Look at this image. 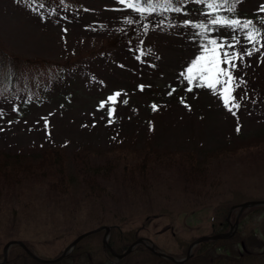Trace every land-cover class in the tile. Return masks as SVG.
<instances>
[{
	"label": "rangeland",
	"instance_id": "rangeland-1",
	"mask_svg": "<svg viewBox=\"0 0 264 264\" xmlns=\"http://www.w3.org/2000/svg\"><path fill=\"white\" fill-rule=\"evenodd\" d=\"M213 3L217 6L209 7ZM128 4V0H74L71 6L60 0H0V48L13 62L0 72L7 81L16 71L14 86L6 82L0 94V152L12 158L20 154L19 160H26V155L40 160V149L60 148L72 181L66 193L49 190L42 179L24 182L21 196L12 199L15 207L4 203L1 222L10 223L18 209L11 230L22 232L15 237H22L42 259L58 258L79 235L102 225L109 227L113 247L122 246L125 235L134 231L159 251L181 259L192 241L228 233L237 221L231 237L205 241L208 245L201 251L199 244L193 249L196 260L200 255L198 264H264V205L241 213L231 209L248 200H264V150L252 151L264 146V35H257L255 51L243 29L211 23L217 17L251 21L264 33V0H236L232 8L214 0L145 8ZM213 39L234 45L238 56L245 49L253 51L235 61L227 87L240 107L232 111L223 102L222 85L209 88L207 76L188 79L187 68ZM23 58L48 67L21 69ZM83 148L96 151L91 158L95 166L105 162L97 152L111 148L129 156L148 149L178 157L190 151L202 167L210 155L230 151L232 158L221 157V166L207 173L209 180L190 187L173 163L153 164L147 193L141 185L120 187L111 173L102 184L104 203L99 208L93 201L98 190L84 188L74 173L73 156ZM22 202L24 209L17 207ZM155 203L159 208H153ZM69 208L77 212L69 215ZM108 218H114L113 224ZM104 235L105 231L94 233L78 245L95 260H104ZM136 248L119 260L146 264L147 253ZM20 256L25 257L14 245L8 262Z\"/></svg>",
	"mask_w": 264,
	"mask_h": 264
},
{
	"label": "trees",
	"instance_id": "trees-1",
	"mask_svg": "<svg viewBox=\"0 0 264 264\" xmlns=\"http://www.w3.org/2000/svg\"><path fill=\"white\" fill-rule=\"evenodd\" d=\"M182 1L185 0H147V2H145V0H128V3L132 2L134 6H137L138 8H145L150 5H154V3H160L162 5L171 4L174 6H178L179 3H181ZM214 1L226 5L228 8H232L233 3L236 0ZM60 2L71 6L72 3H74V0H60ZM10 59L11 57L0 48V70L2 66L7 63L13 66V62ZM43 62L48 63L47 61ZM42 64L43 63H41L40 60H29L23 58L19 67L21 69H27L28 65H30L31 67H36L35 69L48 67L47 65L41 66ZM14 75H16V71L10 72V79L6 81L4 73L0 72V94H3L4 90L2 88L4 87L3 85L6 82L9 83L11 88L14 86V82L16 80V76ZM253 149L254 150L252 151L255 152L261 151L264 150V146L258 145L255 146V148ZM143 151L144 152L136 153L134 156H129L127 153L121 152L113 148L105 150L103 152H97L101 155L105 162L101 160L103 164L95 166L92 164L91 158L96 151H90L89 148H83L80 152L75 153L73 156V161L76 169L74 173L77 175V178L82 181V185L84 186V188H86L87 190H98L95 194L93 201L95 204L98 205L99 208H102L101 204L104 203V197L102 196L104 194V188H102V184L105 183V179L108 180L109 174L110 176H112L111 173H113V180H115L116 184L120 187L133 188L134 186L141 185L144 193H147L148 178L150 175V171L153 170L151 167L153 164L173 163V166L175 168L174 170L179 174L181 181H185L187 186H199L201 183H204L205 180L207 181L209 180V178H211L210 174H207L209 170L213 172L216 168L221 166L218 163L219 161H221L219 160L221 159V157H225L227 158V160H230L232 158H229L228 156L232 155L230 151H226L225 154L217 153L215 157H212V155H210V157H208V159L206 160V163H208V165L202 167V163L199 162L200 160H198V158H196L194 152L185 151L184 154L178 157L173 154L157 152L153 149ZM37 153V158H41L40 160L34 159L31 155H26V160H19L20 158H22L20 154H16L14 155V158H12L11 156H9V153L0 152V213L3 210L4 203L8 201L9 203H12V205H14L12 199L21 196L22 192L20 186L24 182L27 183L32 180L42 179L46 181L49 190L58 193H66L68 191L69 183L72 181L71 176L66 168L65 155L63 154V151L60 148L50 147L40 149L39 151H37ZM254 163L256 164L257 161H254ZM46 170H48V172ZM262 181L264 182V179H262ZM83 186L82 193H85V189L83 188ZM235 194L237 193L235 192ZM17 207H21V209H24L25 205L22 202L18 204ZM153 208H159V204L155 203ZM149 210L155 211L152 208H149ZM18 211L19 210L16 209L15 214H13L10 219V223L1 222L0 220V245L1 243H4L5 239L9 241L12 239L20 240V238H22L19 236L15 237L16 235H18L19 233L21 234L22 232L18 231L17 233L11 230L15 229V223L12 222H15L16 218H19ZM76 212V208L68 209L69 215H74ZM110 220L113 224L114 218H108L107 221ZM112 229H114L113 226ZM2 233L8 235V237L2 238ZM137 238H139V236L134 234V231H130L129 235H125V237L123 238L124 244L122 246L116 248L115 246L113 247L112 243L110 242V239L108 242L114 250H118L119 253H122ZM205 245L206 243L199 244L198 249H200L201 251V249ZM18 247L23 251L25 257L20 256L19 258H16V260H11L6 264H62L63 262H69V264H124V259L119 260L115 258L105 246H103V250L105 252L104 260H95L92 256L89 255L90 252H87L85 248H83L82 246L80 247V244H77V246H75L72 252L67 254V256L62 261L56 263L37 262L36 260H33L21 246ZM138 247H143V249L147 253L146 264H175L170 260L156 256L143 245ZM215 248L217 247L212 248L211 251L215 250ZM156 249H158V247H156ZM204 250H206V247ZM204 250H202L203 252H201V254L205 256ZM170 255L175 257L172 254ZM202 255L201 260L203 259ZM196 257L197 254L194 257V254L192 253L190 260L183 264H193V262H196V264H198L200 262V255L198 256L197 260ZM217 258L221 260L227 259L225 256H218ZM205 260H207V258ZM224 262H226V260ZM218 263L224 264L221 261H219ZM248 264H250V262Z\"/></svg>",
	"mask_w": 264,
	"mask_h": 264
},
{
	"label": "snow or ice",
	"instance_id": "snow-or-ice-1",
	"mask_svg": "<svg viewBox=\"0 0 264 264\" xmlns=\"http://www.w3.org/2000/svg\"><path fill=\"white\" fill-rule=\"evenodd\" d=\"M147 2V0H145ZM134 4L132 2H129L128 7L132 8ZM217 6L213 4H209V7ZM142 10V9H141ZM211 23L213 25H223V26H238L239 28L243 29L246 34V39L254 45V50L259 51V48H255V45L257 43V35H264V33H260V30L255 28L253 26V23L251 21H246L241 23L238 20H232V19H224L221 20L220 18H213L211 20ZM236 28L233 27V31H235ZM235 39V37H233ZM209 45L213 46L210 47ZM264 47V45H261ZM218 48H233L232 52L223 51L218 52ZM235 46L231 43L227 45L219 44L217 40L213 39L208 42V44L203 46V52L201 55L197 56L192 62L191 66L187 68V72L190 74L188 79L189 81L193 79H203L205 76L208 77L207 80V86L209 88L214 87L215 85L219 84L224 87V104L226 107H228L229 111H232V108H239L240 104L236 103V97L230 96V91L227 87V85L231 82V78L233 76V73L235 72V69L237 67L235 61L240 58V56L246 54L249 57L253 55L252 50L245 49L244 53L238 54L234 50ZM221 64L227 65V68L221 67ZM198 73V75H191L194 73ZM221 76H227V80H221L219 77ZM141 90H143V85L139 86ZM191 90V89H189ZM171 94V93H170ZM120 93H117L116 96H119ZM110 100H115V97H109ZM242 99V98H241ZM230 100L232 101L231 107H229ZM183 102V101H182ZM126 103V101H124ZM103 107V104L101 105ZM153 109H156V105L152 106ZM111 115V112H110ZM233 115L235 113L233 112Z\"/></svg>",
	"mask_w": 264,
	"mask_h": 264
},
{
	"label": "water",
	"instance_id": "water-1",
	"mask_svg": "<svg viewBox=\"0 0 264 264\" xmlns=\"http://www.w3.org/2000/svg\"><path fill=\"white\" fill-rule=\"evenodd\" d=\"M256 205H264V200H250L247 202H243L242 204L238 205V206H234L232 209L234 208H239L240 209V213L242 212V210H244L245 208H248L250 206H256ZM229 220V219H228ZM237 221L235 222L234 226H231V230L228 233H222V234H215V235H211V236H203L198 238L197 240L193 241L187 250V255L185 258L183 259H175L174 257L164 253V252H160L157 251L154 247V245L145 238H139L136 241H134L133 243H131V245L127 248V250L123 253H118L116 251H114L112 249V247L108 244V234H109V227L108 226H100L96 229L90 230L88 232H84L83 234L79 235L75 240H73V242H71L63 251V253L61 254V256H59L56 259H42L40 257H38L37 255H35L30 249H28V247L26 246V244L20 240H10L8 241L4 248H3V261H0V264H5L8 261V251L10 249V247L14 244H18L20 246H22V248L28 253L29 256H31L33 259H35L38 262L41 263H55L58 262L60 260H62L70 251L73 250V248L85 237L92 235L94 233H98L101 231H105V235L103 237V243L104 245L110 250L111 254L120 259L122 257L127 256L138 244H144L146 246V248H148L151 252H153L156 256L158 257H163L165 259L171 260L176 264H182L185 261H187L190 258L191 255V251L192 249L198 245L201 242L204 241H209V240H217V239H226L232 236L233 234V230H236L237 228Z\"/></svg>",
	"mask_w": 264,
	"mask_h": 264
}]
</instances>
